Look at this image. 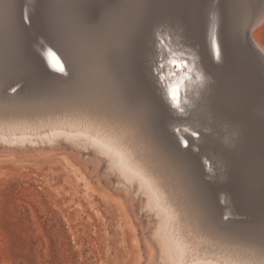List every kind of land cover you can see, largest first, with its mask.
<instances>
[{"label": "bare ground", "instance_id": "1", "mask_svg": "<svg viewBox=\"0 0 264 264\" xmlns=\"http://www.w3.org/2000/svg\"><path fill=\"white\" fill-rule=\"evenodd\" d=\"M101 1L107 6H58L55 19L48 6H32L29 0H0V138L19 144L25 139L50 142L67 136L78 149L98 157L116 184L140 201L145 214L155 221L151 237L159 249V264H264V241L255 235L256 224L236 218L224 223L226 214L233 216L231 201L225 199L229 210L223 215L224 207L219 205L223 199L218 203L202 179L206 166L194 151L184 150L185 145L194 144V138L188 136L194 126L171 118L179 131L157 133L170 115L192 106L197 90L204 81L209 82V73L224 80L228 96L235 95L232 89L240 82L254 81L247 63L236 74L225 73L217 63L237 64L235 39L252 53L264 54L255 35L257 26L264 23V14L260 12L255 22L244 18L245 26H250L249 45L246 29L238 34L233 30L234 6H225V0L221 5L218 0L207 8L206 29L202 9L207 2L195 0L188 26L199 46L193 52L179 40L180 33L165 28L152 34L143 6H123V0L111 6L112 0ZM212 14L216 19L212 20ZM53 22L55 28L48 31ZM49 50L59 56L63 72L49 59ZM175 67L182 70L175 72ZM173 87L176 100L172 99ZM241 93L247 98L255 91ZM194 192L198 199L191 197Z\"/></svg>", "mask_w": 264, "mask_h": 264}, {"label": "rangeland", "instance_id": "2", "mask_svg": "<svg viewBox=\"0 0 264 264\" xmlns=\"http://www.w3.org/2000/svg\"><path fill=\"white\" fill-rule=\"evenodd\" d=\"M115 1L112 0L111 6L117 4ZM128 1L123 0L122 5L143 6L150 18L148 24L152 34L170 29L172 33L181 34L179 40L183 39L187 50H199L195 39L188 32L190 9L194 7L195 0ZM223 1L220 0L221 5ZM206 2L202 9L205 13L202 25L207 29V8L212 7L214 0ZM29 3L32 6H48L55 19L60 12L58 6H107L101 0H29ZM225 3V6H234L237 12L232 22L233 30L238 34L246 29L245 42L250 45L247 41L250 26H245V19L255 22V18L264 14V7H261L264 0H225ZM24 20L30 27L29 20L26 17ZM53 23L49 24L48 31L55 28L56 23ZM255 35L264 46V23L257 26ZM235 41L237 64L221 61L217 64L225 73L236 74L247 63L254 81L240 82L238 87L232 89L235 95L228 96L224 80L215 72L209 73V80H206L209 82L204 81L203 87L199 86L198 97L194 98L199 101L193 99L192 106L186 104L190 108L180 109L178 112L181 117L180 114L170 115L168 121L164 120L157 127V133H176L178 127L174 128L171 118L186 120L184 123L194 126L192 131H188V136L194 138V144L189 148L188 144L185 145L184 150L194 151L203 167L206 166L202 179L210 185L218 203L223 199L219 203L226 208V211L222 210L223 215L229 210L225 199L231 201L229 206L233 208L234 218L226 214L227 220L223 216L222 220L227 223L229 219L236 218L247 223L253 222L258 233L255 235L264 241V54L252 53L246 45L238 43V39ZM153 69L152 73L155 74ZM206 90L209 91L206 93ZM249 90L255 93L245 98L241 92ZM10 92L14 94V90ZM191 107L199 109L194 112ZM194 132V136L199 135L194 137ZM68 138L64 137L67 141L51 139L57 142L25 139L19 144L0 138V264H159V249L151 237L155 221L145 214L140 201L116 184L115 178L106 172L98 157L91 152L81 151ZM201 195L206 197L205 192ZM191 197L198 199V194L194 192ZM224 201L225 206L222 205Z\"/></svg>", "mask_w": 264, "mask_h": 264}, {"label": "snow or ice", "instance_id": "3", "mask_svg": "<svg viewBox=\"0 0 264 264\" xmlns=\"http://www.w3.org/2000/svg\"><path fill=\"white\" fill-rule=\"evenodd\" d=\"M48 57L53 62V65L55 67H58V69L61 72L64 71L63 65L60 62V58H59V56H57V54L55 52L49 50ZM172 63H175V61H172ZM161 67H163V66L161 65ZM176 92H177V89L175 87H173L172 90H171V94H172V99L173 100H176L177 99ZM177 131H179V129H177Z\"/></svg>", "mask_w": 264, "mask_h": 264}, {"label": "water", "instance_id": "4", "mask_svg": "<svg viewBox=\"0 0 264 264\" xmlns=\"http://www.w3.org/2000/svg\"><path fill=\"white\" fill-rule=\"evenodd\" d=\"M217 3H218V0H217V2L214 1V2L211 4V6H215ZM211 18H212V20L216 19V17H214L213 14L211 15ZM186 65H187V63H186V64H183V66H182L183 70H184V67H186ZM173 66H176V64H174ZM182 68H177V67H175V68H174V71H175V72H178L179 70H182Z\"/></svg>", "mask_w": 264, "mask_h": 264}]
</instances>
